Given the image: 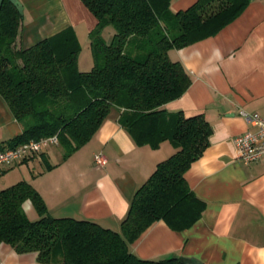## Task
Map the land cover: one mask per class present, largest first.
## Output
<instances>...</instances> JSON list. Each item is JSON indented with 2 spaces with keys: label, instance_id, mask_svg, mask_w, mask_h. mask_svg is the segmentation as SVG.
I'll use <instances>...</instances> for the list:
<instances>
[{
  "label": "trees",
  "instance_id": "1",
  "mask_svg": "<svg viewBox=\"0 0 264 264\" xmlns=\"http://www.w3.org/2000/svg\"><path fill=\"white\" fill-rule=\"evenodd\" d=\"M81 1L97 20L89 34L94 64L84 72L77 67L80 47L71 29L16 49L22 15L3 0L0 95L22 127L8 146L56 135L66 159L94 136L111 109H118L119 123L135 143L157 147L168 140L175 151L135 191L120 233L88 220L52 217L25 181L0 190V244L33 252L46 264H183L180 258L140 259L129 249L153 222L163 220L181 231L204 208L184 173L208 146L211 128L201 115L185 118L162 108L191 83L169 51L214 35L250 0H197L176 13L168 10L169 0ZM28 200L36 220L23 211Z\"/></svg>",
  "mask_w": 264,
  "mask_h": 264
},
{
  "label": "crops",
  "instance_id": "2",
  "mask_svg": "<svg viewBox=\"0 0 264 264\" xmlns=\"http://www.w3.org/2000/svg\"><path fill=\"white\" fill-rule=\"evenodd\" d=\"M23 15L16 49L26 50L63 30L79 43L77 67L94 64L89 34L97 20L81 0H19ZM197 0H169L171 13L185 11ZM104 34L110 41L112 30ZM190 77L186 92L162 108L185 118L201 115L211 128L208 146L184 173L194 195L204 202L200 218L189 228L171 229L163 220L149 225L129 244L145 260L195 259L203 264H264V157L242 163L232 140L255 127L241 111L264 117V0H250L233 21L212 36L169 51ZM121 110L111 109L94 136L68 158L49 144L39 154L0 167V190L20 181L42 197L54 218L92 221L121 232L135 191L157 164L175 151L168 141L157 147L137 144L119 123ZM22 134L0 95V149ZM106 158L97 167L94 156ZM50 167V168H48ZM29 220L39 215L28 200ZM0 264H46L33 252H16L0 244Z\"/></svg>",
  "mask_w": 264,
  "mask_h": 264
},
{
  "label": "built area",
  "instance_id": "3",
  "mask_svg": "<svg viewBox=\"0 0 264 264\" xmlns=\"http://www.w3.org/2000/svg\"><path fill=\"white\" fill-rule=\"evenodd\" d=\"M240 115L247 125L255 127L254 131L245 132L232 140L238 159L248 165L264 157V117L244 111H241ZM57 142V136L51 135L38 140H29L14 147L0 149V167L9 166L18 160L37 155L49 144H57ZM106 162V158L101 153L94 156V163L97 167H103Z\"/></svg>",
  "mask_w": 264,
  "mask_h": 264
},
{
  "label": "water",
  "instance_id": "4",
  "mask_svg": "<svg viewBox=\"0 0 264 264\" xmlns=\"http://www.w3.org/2000/svg\"><path fill=\"white\" fill-rule=\"evenodd\" d=\"M13 6L16 7L17 11L23 15V6L19 0H8ZM3 0H0V6L2 4ZM182 260L183 264H203L198 260L195 259H185V258H180Z\"/></svg>",
  "mask_w": 264,
  "mask_h": 264
},
{
  "label": "rangeland",
  "instance_id": "5",
  "mask_svg": "<svg viewBox=\"0 0 264 264\" xmlns=\"http://www.w3.org/2000/svg\"><path fill=\"white\" fill-rule=\"evenodd\" d=\"M107 34H108V30H106V36H107Z\"/></svg>",
  "mask_w": 264,
  "mask_h": 264
}]
</instances>
